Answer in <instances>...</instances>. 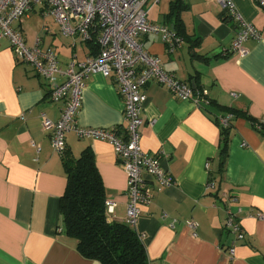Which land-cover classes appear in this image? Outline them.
Instances as JSON below:
<instances>
[{
	"label": "crops",
	"instance_id": "obj_1",
	"mask_svg": "<svg viewBox=\"0 0 264 264\" xmlns=\"http://www.w3.org/2000/svg\"><path fill=\"white\" fill-rule=\"evenodd\" d=\"M232 1L260 34L243 42V55L230 50L239 25L216 0L145 4L149 21L169 27L183 42L168 51L159 33H148L141 36L143 48L208 96L199 108L156 82L142 88L140 149L158 153L173 179L166 186L151 183L152 201L136 224L153 264H264V10L252 0ZM14 25L28 45L39 38L42 48L52 49L62 67L73 57L83 60L96 53V46L78 36H63L38 7ZM62 107L50 101L46 82L17 61L0 37V264H100L82 256L76 239L62 229L59 199L66 173L62 155L50 145V132L41 126V114L56 120ZM123 109L113 75L96 72L85 79L78 124L115 127L123 134ZM227 114L232 118L223 158L214 117ZM65 142L74 157L84 149L92 153L105 199L114 202L108 219L124 222L126 175L112 145L73 132ZM210 181L213 188L207 187ZM226 209L244 231L240 241L224 228ZM187 220L197 223L195 234Z\"/></svg>",
	"mask_w": 264,
	"mask_h": 264
},
{
	"label": "built area",
	"instance_id": "obj_2",
	"mask_svg": "<svg viewBox=\"0 0 264 264\" xmlns=\"http://www.w3.org/2000/svg\"><path fill=\"white\" fill-rule=\"evenodd\" d=\"M148 0H0V37L5 38L17 61L30 65L49 89L50 101L62 102L58 119L52 120L41 114L43 130L50 132L53 151L62 155L66 149L65 135L73 132L79 138L104 140L112 145L116 159L126 175V210L124 222L140 239L143 234L136 230L142 208L153 198L152 182L159 186L173 183L172 176L162 167L158 153L140 149V126L143 123L145 95L143 86L156 82L182 100H189L203 108L208 103L207 91L195 89L189 83L168 72L160 58L143 48L141 36L159 33L168 51L182 45V38L169 27L149 21L145 4ZM157 3L159 0H152ZM264 10V0H252ZM226 14L238 23V30L231 41L230 50L243 55V42L247 38L259 39V31L243 20L232 0H216ZM41 9L43 15L51 16L65 37L78 36L82 41L94 39L96 53L83 60L75 57L65 67L60 66L56 54L50 48H42L40 39L28 45L20 29L14 24L33 8ZM96 72L103 76L113 75L117 90L122 97L124 120L123 134L115 127L83 126L77 122V112L82 102L85 79ZM231 114L220 115L217 122L227 127ZM264 123V120L261 121ZM259 127V125L257 126ZM208 164L206 163V166ZM208 188L214 183L208 182ZM106 214L112 212L114 202L105 199ZM257 218H263L256 213ZM186 226L195 234L197 223L187 220ZM224 228L234 236V241L244 238V231L236 215L225 210ZM234 251L233 246L229 248ZM147 264H153L147 258Z\"/></svg>",
	"mask_w": 264,
	"mask_h": 264
},
{
	"label": "trees",
	"instance_id": "obj_3",
	"mask_svg": "<svg viewBox=\"0 0 264 264\" xmlns=\"http://www.w3.org/2000/svg\"><path fill=\"white\" fill-rule=\"evenodd\" d=\"M88 43L96 46L94 39ZM218 116L214 117L216 122ZM220 130L224 158L228 128L220 126ZM62 162L66 173V185L59 199L62 229L76 239L78 252L100 264H147L145 247L136 232L125 222L107 218L104 187L92 153L84 149L74 157L65 149Z\"/></svg>",
	"mask_w": 264,
	"mask_h": 264
}]
</instances>
